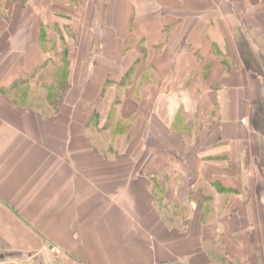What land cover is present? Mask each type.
<instances>
[{"label":"crops","instance_id":"crops-1","mask_svg":"<svg viewBox=\"0 0 264 264\" xmlns=\"http://www.w3.org/2000/svg\"><path fill=\"white\" fill-rule=\"evenodd\" d=\"M64 58L55 113L12 95ZM16 251L264 264V0H0V254Z\"/></svg>","mask_w":264,"mask_h":264},{"label":"rangeland","instance_id":"rangeland-1","mask_svg":"<svg viewBox=\"0 0 264 264\" xmlns=\"http://www.w3.org/2000/svg\"><path fill=\"white\" fill-rule=\"evenodd\" d=\"M70 37L73 36V31L70 27ZM48 48L50 46L47 45ZM53 45L51 48L53 49V53L56 52V48ZM64 49V48H63ZM64 52V50H63ZM47 73L48 75L43 76L40 82H37L33 86L21 85L16 90L12 91V95L19 99L22 105L36 107L44 112H54L56 110V106H59V98L69 88V75L70 68L69 64L65 63V58L61 64V67L57 66L56 63H48ZM63 98V96H62ZM59 104V105H58ZM118 133L113 134L111 132V142H109V153L112 150H115V145L119 141L120 137H124V134L120 132V128L117 129ZM111 145V148H110ZM107 148V147H106Z\"/></svg>","mask_w":264,"mask_h":264},{"label":"water","instance_id":"water-1","mask_svg":"<svg viewBox=\"0 0 264 264\" xmlns=\"http://www.w3.org/2000/svg\"><path fill=\"white\" fill-rule=\"evenodd\" d=\"M31 255V253H25V252H4L0 254V259L3 260H18L19 258H22L23 256H25L26 258H28Z\"/></svg>","mask_w":264,"mask_h":264},{"label":"built area","instance_id":"built-area-1","mask_svg":"<svg viewBox=\"0 0 264 264\" xmlns=\"http://www.w3.org/2000/svg\"><path fill=\"white\" fill-rule=\"evenodd\" d=\"M51 251H55V248H51ZM150 264H190L187 261L184 260H179V261H175V262H170V261H158V262H153Z\"/></svg>","mask_w":264,"mask_h":264},{"label":"trees","instance_id":"trees-1","mask_svg":"<svg viewBox=\"0 0 264 264\" xmlns=\"http://www.w3.org/2000/svg\"><path fill=\"white\" fill-rule=\"evenodd\" d=\"M57 67V66H56ZM60 67H61V65H60ZM47 68H48V66H47ZM59 68V67H58ZM46 75H48V73H47V69H46V71H45V73L42 75V76H46ZM62 96L63 95H61V97L59 98V100H58V102H59V104H60V102H61V100H62ZM58 104V105H59ZM56 107H58V106H56ZM58 110V108H56V110H54V113L56 112ZM115 118V115H112V117L110 116L109 117V119H108V121L111 123V120H113ZM115 120H116V118H115ZM91 122H93V119L91 120Z\"/></svg>","mask_w":264,"mask_h":264},{"label":"flooded vegetation","instance_id":"flooded-vegetation-1","mask_svg":"<svg viewBox=\"0 0 264 264\" xmlns=\"http://www.w3.org/2000/svg\"><path fill=\"white\" fill-rule=\"evenodd\" d=\"M12 263V264H18V261L17 260H3V259H0V264L2 263Z\"/></svg>","mask_w":264,"mask_h":264}]
</instances>
